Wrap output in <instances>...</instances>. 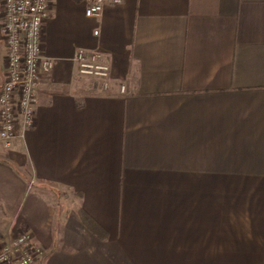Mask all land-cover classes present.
I'll return each mask as SVG.
<instances>
[{
	"label": "crops",
	"instance_id": "0c3cea01",
	"mask_svg": "<svg viewBox=\"0 0 264 264\" xmlns=\"http://www.w3.org/2000/svg\"><path fill=\"white\" fill-rule=\"evenodd\" d=\"M88 5L53 0L35 126L0 142V244L31 232L41 264H264V0Z\"/></svg>",
	"mask_w": 264,
	"mask_h": 264
},
{
	"label": "built area",
	"instance_id": "2783aa9c",
	"mask_svg": "<svg viewBox=\"0 0 264 264\" xmlns=\"http://www.w3.org/2000/svg\"><path fill=\"white\" fill-rule=\"evenodd\" d=\"M105 3L106 0H89L86 15H99ZM52 5L53 0H2L7 52L0 84V142L6 148L36 123L38 86L42 75L54 67L53 59L43 53L45 25ZM74 60L79 74L103 79L104 87H108L110 65L100 52L79 49ZM121 89L124 91L125 86ZM43 256L44 249L34 243L28 231L9 236L0 244V264H41Z\"/></svg>",
	"mask_w": 264,
	"mask_h": 264
},
{
	"label": "rangeland",
	"instance_id": "374dc122",
	"mask_svg": "<svg viewBox=\"0 0 264 264\" xmlns=\"http://www.w3.org/2000/svg\"><path fill=\"white\" fill-rule=\"evenodd\" d=\"M5 42V38H4V41L3 40H1L0 41V54H2V50H3V43ZM148 195V193L145 191V190H143V192H142V195L143 196H147L146 194ZM144 199H148V198H145L144 197ZM159 200V199H158ZM150 198H149V200H147V201H144V203H143V206H145V207H150L151 208V206L152 207H154V208H158V209H160L161 211H162V213H163V217H164V203H160L159 201L157 202V203H155V204H150Z\"/></svg>",
	"mask_w": 264,
	"mask_h": 264
},
{
	"label": "trees",
	"instance_id": "16d2710c",
	"mask_svg": "<svg viewBox=\"0 0 264 264\" xmlns=\"http://www.w3.org/2000/svg\"><path fill=\"white\" fill-rule=\"evenodd\" d=\"M17 170H19V169L17 168ZM83 217H84V220L87 222V224H89L90 226H91L92 223L95 224V221L87 213H84Z\"/></svg>",
	"mask_w": 264,
	"mask_h": 264
}]
</instances>
